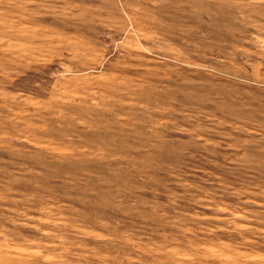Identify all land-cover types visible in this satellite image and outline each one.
Segmentation results:
<instances>
[{
  "label": "rangeland",
  "instance_id": "rangeland-1",
  "mask_svg": "<svg viewBox=\"0 0 264 264\" xmlns=\"http://www.w3.org/2000/svg\"><path fill=\"white\" fill-rule=\"evenodd\" d=\"M0 264H264V0H0Z\"/></svg>",
  "mask_w": 264,
  "mask_h": 264
}]
</instances>
